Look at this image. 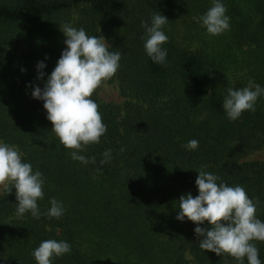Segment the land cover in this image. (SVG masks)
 Returning a JSON list of instances; mask_svg holds the SVG:
<instances>
[{"label":"trees","instance_id":"1","mask_svg":"<svg viewBox=\"0 0 264 264\" xmlns=\"http://www.w3.org/2000/svg\"><path fill=\"white\" fill-rule=\"evenodd\" d=\"M222 2L230 29L209 39L197 35L195 45L177 30L175 0H0V140L17 145L43 174L41 212L50 198L66 209L59 219L17 216L15 190L3 191L0 264H36L32 251L46 239L71 245L54 264H238L200 249L196 225L175 218L179 197L198 195L196 171L206 166L220 182L243 186L259 200L256 215L264 221V161H244L264 151V96L255 112L235 121L222 107L230 87L250 80L264 87V0ZM156 10L169 20L164 65L143 46L141 21L150 23ZM65 23L102 35L111 51L121 52L120 68L107 83L116 84L124 102L105 103L93 94L107 131L80 153L95 157L87 165L62 147L43 102L26 87H43L38 61L46 64L45 80L54 69ZM20 46L24 52H12ZM191 139L199 141L194 151L183 147ZM108 149L111 159L101 164ZM253 243L264 262V242Z\"/></svg>","mask_w":264,"mask_h":264},{"label":"clouds","instance_id":"2","mask_svg":"<svg viewBox=\"0 0 264 264\" xmlns=\"http://www.w3.org/2000/svg\"><path fill=\"white\" fill-rule=\"evenodd\" d=\"M222 0H212V6L201 16L194 17L210 35H220L230 29V17ZM168 18L159 11L151 16L150 23L141 21L145 30L144 50L154 62L164 65L167 61L168 42L164 26ZM64 39L56 65L44 79V61L36 64L37 80H44L43 87H31V97L43 102L55 133L62 147L72 149L73 160L84 165L95 163V157L82 153L87 145L100 143L106 133L99 105L92 99L95 91L112 79L120 68L121 52L111 51L110 45L100 35H89L84 28L71 23L59 27ZM47 59V58H45ZM21 71H25L21 69ZM211 95V92L208 94ZM206 96V95H205ZM264 96V87L250 80L240 89L228 88L222 107L230 121L240 118L244 111L255 112L257 100ZM188 151L199 147L197 139H191L183 146ZM101 164L111 159V149L105 150ZM202 166L195 179L198 195L183 194L178 200L176 220L191 221L198 237V247L217 256L227 254L238 264H264L259 258V249L253 241L264 242V221L256 215L259 200L250 198L243 186H229ZM45 179L39 170H33L25 162L24 154L14 144L0 140V191L9 195L15 190L16 215L30 213L35 219L41 215L61 218L65 213L62 201L50 198V208L42 213L38 201L44 198ZM206 226L201 227V225ZM71 252V245L65 240L46 239L32 251L36 264H54V260Z\"/></svg>","mask_w":264,"mask_h":264},{"label":"rangeland","instance_id":"3","mask_svg":"<svg viewBox=\"0 0 264 264\" xmlns=\"http://www.w3.org/2000/svg\"><path fill=\"white\" fill-rule=\"evenodd\" d=\"M175 1L176 8L174 10V20L177 24V30L180 32L181 35L187 37L190 36L192 38V42H196L195 45L197 44V35H200L201 38L207 37V39L213 37V35L208 34L205 28H203L194 19V17H199L203 15L212 6V0ZM73 16H75L74 19L77 18V11L72 13L71 17ZM25 49V46H20L19 48L12 50V52L20 54L24 52ZM244 50H246L245 47ZM243 71H245V68H243ZM243 71L239 72V74H241ZM97 94L101 101L105 103H113L121 106L124 102V99L119 94L116 84H108L107 82H105L100 88L97 89ZM244 161H264V151L254 152L253 154L247 156ZM2 192L3 191H0V194H2Z\"/></svg>","mask_w":264,"mask_h":264}]
</instances>
